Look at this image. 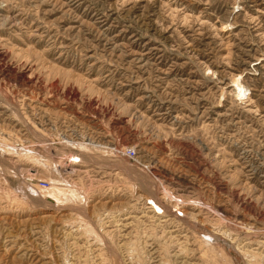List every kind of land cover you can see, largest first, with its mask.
I'll list each match as a JSON object with an SVG mask.
<instances>
[{
    "label": "rangeland",
    "instance_id": "obj_1",
    "mask_svg": "<svg viewBox=\"0 0 264 264\" xmlns=\"http://www.w3.org/2000/svg\"><path fill=\"white\" fill-rule=\"evenodd\" d=\"M0 264H264V0H0Z\"/></svg>",
    "mask_w": 264,
    "mask_h": 264
},
{
    "label": "bare ground",
    "instance_id": "obj_2",
    "mask_svg": "<svg viewBox=\"0 0 264 264\" xmlns=\"http://www.w3.org/2000/svg\"><path fill=\"white\" fill-rule=\"evenodd\" d=\"M3 19V18H2ZM107 20V19H106ZM139 21V20H138ZM137 24V23H136ZM131 26V25H130ZM144 29V28H143ZM153 48V47H152ZM237 84H239V89H238V92L237 93H241V92H243L244 91V86L242 85V83L241 82H238ZM246 90V89H245ZM71 161H73V163H71L73 166H75V165H79V164H75V163H80L81 162V158L80 157H73V159H71ZM65 192L64 191H60L59 189H54L53 190V195H54V201H56V202H60V201H63L64 200V194Z\"/></svg>",
    "mask_w": 264,
    "mask_h": 264
},
{
    "label": "built area",
    "instance_id": "obj_3",
    "mask_svg": "<svg viewBox=\"0 0 264 264\" xmlns=\"http://www.w3.org/2000/svg\"><path fill=\"white\" fill-rule=\"evenodd\" d=\"M127 154H128V156L133 157V156L136 155V150L133 149V148H129V149L127 150ZM47 183H48L47 181H42L41 185H42L43 187H46V186H47Z\"/></svg>",
    "mask_w": 264,
    "mask_h": 264
}]
</instances>
